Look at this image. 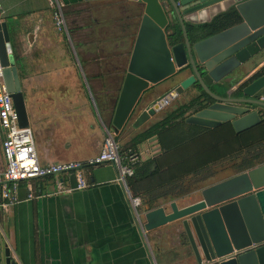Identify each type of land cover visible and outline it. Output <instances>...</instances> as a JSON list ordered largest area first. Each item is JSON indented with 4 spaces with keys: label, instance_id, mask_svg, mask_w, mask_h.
I'll return each mask as SVG.
<instances>
[{
    "label": "crops",
    "instance_id": "1",
    "mask_svg": "<svg viewBox=\"0 0 264 264\" xmlns=\"http://www.w3.org/2000/svg\"><path fill=\"white\" fill-rule=\"evenodd\" d=\"M55 2L66 34L53 27ZM140 13L141 4L131 0H0V21L8 27L39 164L83 162L98 152L102 125L108 126L111 114L104 110L100 119L93 95L113 107L122 75L116 70L125 51L130 52ZM161 112L138 129L114 133L118 145ZM141 145L137 155L144 159ZM152 145L143 148L146 157L155 150ZM221 148L203 153L224 159L233 151L225 141ZM3 166L0 149V187ZM83 175L88 186L79 190L73 188V177L62 173L21 182L16 200L0 208L1 240L17 264H194L177 221L142 228L147 205L140 193L148 177L127 185L141 202L137 216L115 180L114 165L84 167Z\"/></svg>",
    "mask_w": 264,
    "mask_h": 264
},
{
    "label": "water",
    "instance_id": "2",
    "mask_svg": "<svg viewBox=\"0 0 264 264\" xmlns=\"http://www.w3.org/2000/svg\"><path fill=\"white\" fill-rule=\"evenodd\" d=\"M141 13L109 118L138 128L193 82L214 102L185 122L234 133L264 123V0H131ZM237 20L217 26L224 14ZM178 26L181 41L176 39ZM0 67L19 127H27L17 65L0 21ZM216 85L220 96L209 86ZM169 86V87H167ZM169 88V89H166ZM155 140V136L147 142ZM199 199L143 213L145 231L177 221L194 264H264V163L200 189ZM209 263H206L208 262ZM0 264H17L0 236Z\"/></svg>",
    "mask_w": 264,
    "mask_h": 264
},
{
    "label": "built area",
    "instance_id": "3",
    "mask_svg": "<svg viewBox=\"0 0 264 264\" xmlns=\"http://www.w3.org/2000/svg\"><path fill=\"white\" fill-rule=\"evenodd\" d=\"M56 3V2H55ZM52 24L56 31L66 34V25L60 6L56 3L51 11ZM0 129L2 138L0 141L1 155L4 161L1 172L4 184L0 187V208L16 200L15 190L19 183L30 179L54 174L71 175L74 179V189H84L88 186L83 175L84 167H91L103 163L114 165L117 171L116 182L124 189L128 205L138 216L140 199L130 195L126 185V177L132 174L130 164L137 161V156L129 153L127 156L119 152V145L111 129L102 125L103 138L98 152L85 161H66L39 164L33 143V137L29 127H19L17 115L14 111L11 98L6 91L1 76L0 67ZM28 186V185H27ZM31 189L28 186L27 197L30 198ZM206 263H209L206 262Z\"/></svg>",
    "mask_w": 264,
    "mask_h": 264
},
{
    "label": "trees",
    "instance_id": "4",
    "mask_svg": "<svg viewBox=\"0 0 264 264\" xmlns=\"http://www.w3.org/2000/svg\"><path fill=\"white\" fill-rule=\"evenodd\" d=\"M236 20V13L230 11L224 14V17L217 26L212 25V27H216L217 29L222 28ZM175 29L176 39L181 41V34L178 26H176ZM116 73H121V68L119 66L117 67ZM94 103L96 104L95 98ZM98 103L100 105L101 114L104 110L111 114L112 105L108 101H105L104 104L100 102ZM183 118V111H180L178 114H174V112L167 113L161 121L136 133L126 143L119 145V152L122 155L127 156L129 153H133L137 156V161L130 164L132 174L126 177V185L139 182L174 163L189 158L192 155L199 154L201 151L207 150L219 141L226 142V148L229 149L228 151L233 150L224 158H238L239 163L236 165V173H240L264 163V123L236 134L229 122H223L218 127L207 128L198 135H195V137L187 139L186 135L189 134L190 130L183 122ZM152 135H157L159 144L158 154L153 157L139 159L137 155V146ZM239 135H245L246 138L249 139H247L248 141H246L243 146H240L238 143L239 141L237 138ZM228 143H232L233 145L228 146ZM208 166H210V164L198 165L194 171L201 170L203 167ZM154 191L156 190H153L150 193L153 194ZM141 193L140 196L142 198L143 196ZM150 193L148 192V195H151ZM157 198H154L153 200L151 198L147 199L146 202L145 199L142 198V203L147 205L146 210L158 206L153 203Z\"/></svg>",
    "mask_w": 264,
    "mask_h": 264
},
{
    "label": "rangeland",
    "instance_id": "5",
    "mask_svg": "<svg viewBox=\"0 0 264 264\" xmlns=\"http://www.w3.org/2000/svg\"><path fill=\"white\" fill-rule=\"evenodd\" d=\"M130 35H132V33ZM128 53V50L125 51L123 57H120L121 63L118 65L121 64L120 66H122L125 64ZM119 54L122 55V53ZM93 97L95 98L94 95ZM95 102V110L100 116V119L103 120L102 114L100 113L98 99L95 98ZM127 129H130L129 126H127ZM247 139L248 138H246L245 135H239L237 138L240 146H243L245 142L249 140ZM227 145L232 146L233 144L228 143ZM144 147L145 145L139 147L142 158L146 157V153L142 151ZM210 151L212 152V149H210L209 152ZM211 156L212 154H209L208 152L192 155L189 158L174 163L151 175L146 179L147 183L142 187V198L145 199L146 202L147 199L151 198L153 200L154 198L159 197L156 201L159 200V204L163 206H167L169 201L187 204L199 199V191L201 188L235 174L236 165L239 163L238 158H224L222 160L218 159L217 161V157L214 155L213 158L215 162L208 167H203L201 170L194 171L198 165H206V163H209ZM153 190L156 191L151 194L150 192ZM148 192L151 195H148ZM142 198L140 196V199L143 202Z\"/></svg>",
    "mask_w": 264,
    "mask_h": 264
},
{
    "label": "flooded vegetation",
    "instance_id": "6",
    "mask_svg": "<svg viewBox=\"0 0 264 264\" xmlns=\"http://www.w3.org/2000/svg\"><path fill=\"white\" fill-rule=\"evenodd\" d=\"M122 66H121V74H122V70H123ZM167 87H169V86H167ZM208 88H209L210 91H212V93L215 96H220V92H219V90H218L216 85H211ZM166 89H169V88H166ZM214 101L215 100L211 101L209 96L206 95V93L203 91V89L201 88V86L198 83L193 82L185 90H183L180 94H177L176 96L172 97L166 103V105L162 108L163 110L162 109L160 110L162 112H161L160 117L157 120H155L154 122H152L150 124H147L144 128H141L140 130H138L135 133H133L128 138V140L130 138H132V136H134L136 133L141 132L144 129L150 127L152 124L161 121L164 118V116L167 113H170V112H174V114H178L180 111H183V116H184L183 122L187 125V127L190 130L189 134L186 135L187 139L191 138V137H195V135H198L199 133H201L202 131H204L207 128L218 127L223 122H221V123H219V124H217L215 126H212V127L198 126V125H194V124L185 122V118L186 117L194 116L196 114V112H198V111L202 110L203 108H205L206 107L205 103H210V102H214ZM143 124H141L139 127H141ZM129 128L131 130L138 129V128H132L130 125H129ZM111 131H112V129H111ZM152 136H155V140H153L152 142H147V139L152 137ZM152 136L148 137L144 142H142L144 145H148L149 146V145L153 144L152 146L156 147L155 150L152 151L151 155H149V157H153L156 154H158V152H159V144H158V140H157V135H152ZM222 144H223V141H219V142H217L215 145H213L210 148H214L216 150V152L218 153V152H220L222 150V148H221ZM150 148H152V147L150 146ZM203 151H205V150H203ZM203 151H201L200 153H202ZM211 154H212L211 160L209 161V163H206L207 165L212 164L213 162H215L214 158H213V156H214L213 152ZM218 159L222 160L223 158H221V156H219V157H217V161H218Z\"/></svg>",
    "mask_w": 264,
    "mask_h": 264
}]
</instances>
